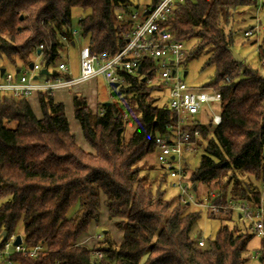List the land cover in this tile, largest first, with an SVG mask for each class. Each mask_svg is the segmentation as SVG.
<instances>
[{"label":"trees","instance_id":"1","mask_svg":"<svg viewBox=\"0 0 264 264\" xmlns=\"http://www.w3.org/2000/svg\"><path fill=\"white\" fill-rule=\"evenodd\" d=\"M157 1L0 0V61L4 57L12 69L28 68L41 44L39 65L55 68L65 46H75L74 9L82 14L75 33L83 46L93 55L113 57L126 45L129 16ZM256 6L257 0H181L159 22V31L184 44V68L200 57L205 58L201 70L213 67V77L201 87L221 94L214 108L221 122L211 125L203 113L206 122L197 127L198 151L186 160L185 179L198 196L216 191L218 204L227 199L256 202L264 185V76L243 60H232V36L223 30L238 9ZM193 40L187 51L185 44ZM258 55L264 71V34ZM140 67V73L125 77L114 100L102 105L93 121L85 99L73 97V117L92 153L76 144L64 105L52 94H36L40 117L27 98L0 100V249L11 235H19V224L23 245L40 247L33 259L12 255L13 264H244L249 259L247 246L255 234L244 222L236 234L231 219L207 217L224 225L199 248L193 229L202 211L180 202L155 162L149 168L154 177L140 174L139 163L154 156L155 135L165 131L172 117L160 87L142 80L153 79V60L142 59ZM5 68L0 66L3 76ZM127 125L132 130L125 138ZM166 190L171 198H165ZM101 206L121 232V242L104 232L101 242L88 248L79 240L98 219ZM257 251L256 261L264 264V238Z\"/></svg>","mask_w":264,"mask_h":264},{"label":"built area","instance_id":"2","mask_svg":"<svg viewBox=\"0 0 264 264\" xmlns=\"http://www.w3.org/2000/svg\"><path fill=\"white\" fill-rule=\"evenodd\" d=\"M176 1L181 0H158L152 8L133 12L129 16L132 28L126 34V45L113 57L93 55L88 46L79 48L76 76L70 73L67 62L59 61L55 68H42L39 60L43 55L44 47L39 44L35 48L32 68L19 67L2 75L0 100L27 98L38 93L53 94L99 77L108 85L118 84L117 88H119L124 84L127 75H136L138 70L141 72L142 59L153 60L155 66L153 79L146 80V77H143L142 80L148 85L160 87L166 105L172 113L171 121L165 131L155 135V163L171 188L178 192L181 203L193 205L202 211L205 217L231 219L236 234L241 230V222H244L254 232L255 238H264V185L260 186V194L256 202L227 199L224 203L218 204L215 203L218 197L216 191L206 190L198 196L195 192L196 187L185 179L186 160L198 151L200 133L197 127L205 124L201 121L203 113L206 111L211 125L217 126L221 122L219 113L214 111L221 100V94L211 88L194 87L185 82L182 63L185 56L184 44L173 40L169 32L159 31V22L170 13ZM117 18L120 21L124 20L122 14ZM255 20L253 27L243 32V37H252L259 33L260 21L256 18ZM155 33L157 37L154 36ZM73 35L76 33L74 32ZM42 69L46 70V75L40 73ZM55 70L59 75L52 77L51 73ZM40 76L43 79L39 80ZM16 236L11 235L0 249V264H13L11 256L14 254H22L32 259L38 256L40 251L38 246L26 248L22 240L20 245L14 246ZM197 246L199 248L203 246L202 239L198 238ZM96 255L101 258V254Z\"/></svg>","mask_w":264,"mask_h":264},{"label":"rangeland","instance_id":"3","mask_svg":"<svg viewBox=\"0 0 264 264\" xmlns=\"http://www.w3.org/2000/svg\"><path fill=\"white\" fill-rule=\"evenodd\" d=\"M140 4H142V0H138ZM256 9V10H255ZM248 8V9H238L236 12H234L233 16L231 17L229 23L225 26H223V30L226 34H230L232 36L233 40V48L234 52L238 53V55L242 58L244 65L251 69L258 70L259 73H261L264 76V71L262 70L261 62L258 55V45L260 43V38L264 34V0H257V6L256 8ZM254 14V18L251 17ZM81 12L77 9L72 10L71 15V26L74 32L77 30V21L80 17ZM260 21V31L258 34L252 36L251 38H244L243 32L248 30L250 26L254 25L256 20ZM257 24H259L257 22ZM66 42V41H62ZM67 43V42H66ZM195 41H191L189 43L185 44V48L187 51H189ZM80 46H83V43L79 39L77 35H75V46L74 48H70L68 46H65V50L61 52V62H67L68 68L70 70V73L72 76H76L78 73V59H77V52ZM35 56L31 57L32 60H34ZM204 57H200L198 59L192 60L187 63V65L184 68V71L186 72L185 82L194 87H200L203 86L205 82H207L209 79L213 77V67L206 68L204 70H201L202 64L204 62ZM15 61L17 63L18 60ZM13 65V64H12ZM12 65L3 57L0 61V66H4L7 69H12ZM42 79V76L39 77ZM111 87L105 82L101 77L91 80L89 82H86L84 84L75 86L71 89L67 90H59L54 92L53 98L56 102L63 103L65 105V115L68 121L70 132L75 136L76 144L85 152L92 153L93 150L91 147L85 142L80 127L77 123V121L73 117V107H71V101L73 102V97L78 98H85L87 109L90 115L91 120L93 121L95 116L100 113L102 109V105L108 102H112L114 99L113 97H110ZM72 100H71V96ZM33 94L30 98V103L32 105L33 110L35 111V114L37 117H40V111L37 103L34 101ZM215 112L217 110L214 109ZM201 118L202 122H206V117L202 116ZM132 130V127L127 125L124 132V137L127 138ZM155 158L152 155H148L143 162L139 163V166L141 167V175H147L149 177H154L155 172L150 167H155ZM194 165H197L198 159H194ZM240 180H246L245 176H239ZM247 180H251V178L248 177ZM167 183L165 182L162 187L166 188ZM169 188V187H167ZM166 188V189H167ZM174 192L173 190H171ZM172 194L166 190L165 198H171ZM3 201L0 200V204ZM194 208L195 207H191ZM223 222H219L216 220H209L207 219V216L205 217L204 214H200V220L194 226L193 231L196 232L197 240L198 238L202 239L203 246H205L206 238H212L217 230L223 226ZM17 232L20 235L21 233V225L19 224L17 226ZM108 233L110 238L113 239L116 243L121 242V232L115 229L113 225V221L109 220L107 217L106 208L104 206L100 207V214L98 219L95 223L92 224V226L89 227L87 231V235L83 236V238H89L87 239L85 246L88 248H91L95 246V244L100 243L102 240L101 235L103 233ZM82 239V238H81ZM81 239L79 241H81ZM84 241V240H83ZM82 241V242H83ZM200 247V248H202ZM259 247V239L253 238L247 246L248 255H244V257H248L247 262L244 264H259L256 261V257L258 255V249Z\"/></svg>","mask_w":264,"mask_h":264},{"label":"water","instance_id":"4","mask_svg":"<svg viewBox=\"0 0 264 264\" xmlns=\"http://www.w3.org/2000/svg\"><path fill=\"white\" fill-rule=\"evenodd\" d=\"M71 44L73 45V43H71ZM229 50L231 52L232 60L234 62H236V63H241L242 62V58L238 55V53L234 52L232 50V48H229ZM28 67L32 68V64L30 63ZM139 72H140V70H138V73ZM3 73H4V69H1L0 70V76H2ZM40 73L44 74V75L47 74L45 69H42ZM183 76L184 77L186 76V72L183 73ZM109 86L113 88V90L110 92V97H114L116 95V90L115 89L117 88L118 84L113 83V84H110ZM105 105H109V102L105 103ZM262 157L264 158V151L262 152ZM2 236H3V239H4L5 236H6L5 232L2 233ZM20 243H21V237H20V235H17L13 245L14 246H18V245H20Z\"/></svg>","mask_w":264,"mask_h":264},{"label":"crops","instance_id":"5","mask_svg":"<svg viewBox=\"0 0 264 264\" xmlns=\"http://www.w3.org/2000/svg\"><path fill=\"white\" fill-rule=\"evenodd\" d=\"M82 46H80L79 48H81ZM79 50V49H78ZM77 54H78V52H77ZM16 68H19V65H17V67ZM16 68H14V69H10V70H8L7 68H5V71H7V72H12L13 70H15ZM39 80H41L40 78H38ZM43 79V78H42ZM54 94V93H53ZM52 94V95H53ZM33 95V94H32ZM32 95H30L29 97H27V100H28V102H29V104H30V106H31V108H32V105H31V103H30V98H31V96ZM72 97H73V95L71 96V100H72ZM82 98V97H81ZM34 101L37 103V99H36V96H34ZM83 99H85V98H83ZM55 101V100H54ZM86 101V100H85ZM60 103V102H59ZM63 104V103H62ZM38 105V104H37ZM64 105V104H63ZM71 107H73L72 106V101H71V105H70ZM86 106H87V104H86ZM32 110H33V108H32ZM64 110H65V105H64ZM33 112H34V114H35V111L33 110ZM36 115V114H35ZM85 235H87V233H85L84 235H82V239H81V241H79V243L80 244H84L85 245V243H86V241H87V239L89 238V236H88V238H83V236H85ZM84 240V241H83ZM83 241V242H82Z\"/></svg>","mask_w":264,"mask_h":264}]
</instances>
